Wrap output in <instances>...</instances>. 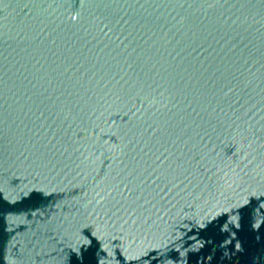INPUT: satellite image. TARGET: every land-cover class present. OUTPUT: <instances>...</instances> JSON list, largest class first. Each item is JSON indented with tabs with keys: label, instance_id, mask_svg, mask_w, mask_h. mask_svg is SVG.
Returning <instances> with one entry per match:
<instances>
[{
	"label": "water",
	"instance_id": "95a60500",
	"mask_svg": "<svg viewBox=\"0 0 264 264\" xmlns=\"http://www.w3.org/2000/svg\"><path fill=\"white\" fill-rule=\"evenodd\" d=\"M0 264H264V0H0Z\"/></svg>",
	"mask_w": 264,
	"mask_h": 264
}]
</instances>
